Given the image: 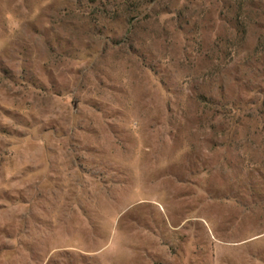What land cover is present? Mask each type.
Returning a JSON list of instances; mask_svg holds the SVG:
<instances>
[{
  "label": "rangeland",
  "instance_id": "1",
  "mask_svg": "<svg viewBox=\"0 0 264 264\" xmlns=\"http://www.w3.org/2000/svg\"><path fill=\"white\" fill-rule=\"evenodd\" d=\"M0 264H264V0H0Z\"/></svg>",
  "mask_w": 264,
  "mask_h": 264
}]
</instances>
